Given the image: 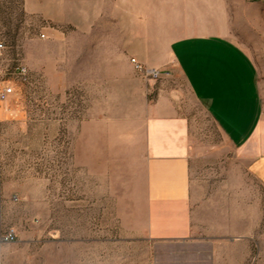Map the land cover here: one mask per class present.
Returning a JSON list of instances; mask_svg holds the SVG:
<instances>
[{"label": "rangeland", "instance_id": "1", "mask_svg": "<svg viewBox=\"0 0 264 264\" xmlns=\"http://www.w3.org/2000/svg\"><path fill=\"white\" fill-rule=\"evenodd\" d=\"M151 2L0 0V90L12 88L0 101V264H264V186L182 81L176 86L190 107L203 182L194 236L131 239L114 209L71 208L68 193L54 191L55 154L69 152V123L102 102L108 73L123 71L137 54L169 67L172 33L150 28L158 27ZM230 4L264 102V0ZM11 229L16 240L2 243Z\"/></svg>", "mask_w": 264, "mask_h": 264}, {"label": "crops", "instance_id": "2", "mask_svg": "<svg viewBox=\"0 0 264 264\" xmlns=\"http://www.w3.org/2000/svg\"><path fill=\"white\" fill-rule=\"evenodd\" d=\"M150 6L158 9V27L150 28L172 33L163 61L171 75L149 84L130 60L123 71H110L102 102L69 123V154H55L54 191L68 193L71 208L114 209L128 238L186 240L196 233L203 182L190 107L176 84L184 82L264 186L263 94L257 63L238 41L230 0H157Z\"/></svg>", "mask_w": 264, "mask_h": 264}, {"label": "built area", "instance_id": "3", "mask_svg": "<svg viewBox=\"0 0 264 264\" xmlns=\"http://www.w3.org/2000/svg\"><path fill=\"white\" fill-rule=\"evenodd\" d=\"M42 38H46L45 34H42ZM3 48V44L0 43V49ZM130 63L133 66L134 71L147 83L155 84L163 80L164 77H168L171 75V70L162 69L160 67L155 66H147L141 63L137 58H131ZM22 74L26 73V70L21 71ZM12 93V88L5 87L0 90V101H5ZM16 231L11 229L7 231L1 239L2 243H12L16 240Z\"/></svg>", "mask_w": 264, "mask_h": 264}]
</instances>
